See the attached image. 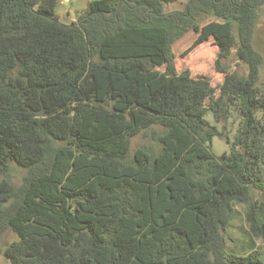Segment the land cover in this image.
I'll list each match as a JSON object with an SVG mask.
<instances>
[{
	"label": "trees",
	"instance_id": "16d2710c",
	"mask_svg": "<svg viewBox=\"0 0 264 264\" xmlns=\"http://www.w3.org/2000/svg\"><path fill=\"white\" fill-rule=\"evenodd\" d=\"M59 1L0 0V255L9 264H264L251 238L240 253L226 245L237 205L264 240L263 56L253 43L264 0L175 10L166 5L176 0H90L69 23ZM208 17L228 27L215 40L217 87L178 72L172 50ZM232 49L244 76L221 64ZM138 134L156 149L131 153ZM217 135L229 144L220 156L210 150ZM11 163L24 169L19 183ZM7 231L16 238L2 247Z\"/></svg>",
	"mask_w": 264,
	"mask_h": 264
},
{
	"label": "rangeland",
	"instance_id": "374dc122",
	"mask_svg": "<svg viewBox=\"0 0 264 264\" xmlns=\"http://www.w3.org/2000/svg\"><path fill=\"white\" fill-rule=\"evenodd\" d=\"M90 0H60L58 7V15L61 21L69 23L76 20L86 9ZM187 0H176L173 3L167 4V10L183 9ZM220 23V25H218ZM228 31V27L218 20L208 17L199 25L185 33L181 38L172 44L174 53L175 68L178 72L189 69L191 75L203 74L210 80L211 85L217 87L223 78L221 73H218L214 67V60L217 54L216 37ZM254 47L262 54L263 63L259 72V84H264V4L259 9L258 23L253 39ZM221 64L229 71H236L239 76H244L247 73L246 64L238 61L235 55V49H232L229 56L222 60ZM162 68V67H161ZM211 124L220 128L218 123H215L208 114L206 117ZM238 119H229L227 128H229V139L233 137L234 130L237 126ZM152 145L155 149V143L148 141L141 134L134 136L131 139L130 152L142 146ZM229 144L226 139L220 135L214 136L210 150L220 156L227 152ZM24 174V169L11 163L10 180L19 183ZM255 198L261 200L263 194L258 189L253 190ZM238 212L232 223L227 229L226 245L230 252L240 253L243 248L249 244L251 238L256 243V248L260 251V256L264 260V240L252 236L248 231L247 223L244 218V205H237ZM16 238L15 234L7 231L2 240V247H5L9 242ZM249 250V249H248ZM0 264H9L8 260L0 255Z\"/></svg>",
	"mask_w": 264,
	"mask_h": 264
}]
</instances>
